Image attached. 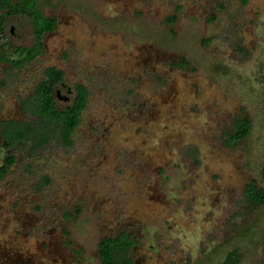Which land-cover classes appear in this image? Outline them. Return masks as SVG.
<instances>
[{"label":"rangeland","instance_id":"rangeland-1","mask_svg":"<svg viewBox=\"0 0 264 264\" xmlns=\"http://www.w3.org/2000/svg\"><path fill=\"white\" fill-rule=\"evenodd\" d=\"M38 7L57 25L18 65L8 58L35 43L34 22L3 10L0 120L34 119L48 66L65 71L56 89L90 95L71 145L55 137L34 154L0 132V170L15 157L0 177V264H101V239L124 230L134 264H222L234 250L264 264V203L245 195L264 185V0ZM242 114L250 131L228 146Z\"/></svg>","mask_w":264,"mask_h":264},{"label":"trees","instance_id":"trees-1","mask_svg":"<svg viewBox=\"0 0 264 264\" xmlns=\"http://www.w3.org/2000/svg\"><path fill=\"white\" fill-rule=\"evenodd\" d=\"M27 7V8H26ZM6 14L25 13L34 22V35L36 38L32 46L19 45L21 58H8L14 64H22L27 59L37 55L44 46L43 36L55 29L58 18L47 16L39 7L38 0H0V31L4 29ZM171 22L176 16H170ZM65 71L58 66H48L45 75L39 82L34 98L27 109L32 112L33 120L4 119L0 120V132L8 148H12L24 141L31 140L32 153L36 154L49 141L60 137L65 145L73 144V132L81 123V116L87 107L90 91L86 84L77 83L76 95L71 106L61 109L55 94L56 85L64 79ZM28 104L27 101L24 102ZM251 120L247 115H239L235 119V129L228 133L225 144L231 146L241 141L250 131ZM15 162V157H9L6 166L0 170V177L4 176L9 167ZM264 180V166L262 169ZM48 183V180H47ZM245 195L255 205L264 203V185L255 182L248 183ZM136 244L133 235L124 230L117 235L104 236L99 242V256L101 264H134L130 251ZM241 259L237 250L231 251L222 264H237ZM79 264H82L80 261Z\"/></svg>","mask_w":264,"mask_h":264},{"label":"flooded vegetation","instance_id":"flooded-vegetation-1","mask_svg":"<svg viewBox=\"0 0 264 264\" xmlns=\"http://www.w3.org/2000/svg\"><path fill=\"white\" fill-rule=\"evenodd\" d=\"M5 25V24H4ZM65 77V76H64ZM64 79H62L58 84H60ZM58 84L56 85V87L58 86ZM55 87V94H56V98H57V101L64 98L66 100H71V104L73 103V100H74V97L76 95V87L73 88V87H68V90H67V93L64 94L62 91V89H56ZM71 104L69 106H71ZM63 109V108H61Z\"/></svg>","mask_w":264,"mask_h":264}]
</instances>
